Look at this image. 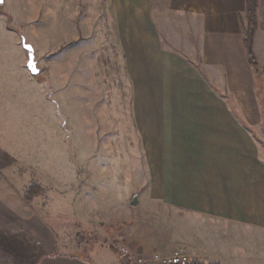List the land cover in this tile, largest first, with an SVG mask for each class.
I'll return each instance as SVG.
<instances>
[{
  "label": "crops",
  "instance_id": "0c3cea01",
  "mask_svg": "<svg viewBox=\"0 0 264 264\" xmlns=\"http://www.w3.org/2000/svg\"><path fill=\"white\" fill-rule=\"evenodd\" d=\"M154 1H124L114 16L122 56L118 66L131 89L125 114L133 130V158L117 169L105 165L104 153L90 157L100 144L93 142L94 125L87 117L79 124L76 111L71 128L76 137L85 129L86 156L77 153L75 162L99 188L87 183L79 189L77 166L71 170V214L65 224L55 219L48 224L41 216L39 186L18 190L7 184L8 166L0 158V264H95L99 250L89 251L90 259L77 257L79 209L88 204L83 195H112L115 185L132 200L138 195L139 211L164 218L167 226L159 236L152 228L147 235L138 222L124 225L133 252L170 255L187 248L197 255L195 264H264V0L257 12L256 66L243 44L245 0H167L166 6ZM68 61L54 62L56 94L66 91L67 81L74 87L75 61ZM67 62L68 76L63 73ZM79 89L75 86L71 99L93 96L87 86ZM40 101L44 110V95L38 96L39 108ZM121 122L123 132L127 124ZM80 137L75 147L82 145ZM100 226L105 232L96 237L107 233ZM66 234L73 245L62 244Z\"/></svg>",
  "mask_w": 264,
  "mask_h": 264
},
{
  "label": "rangeland",
  "instance_id": "374dc122",
  "mask_svg": "<svg viewBox=\"0 0 264 264\" xmlns=\"http://www.w3.org/2000/svg\"><path fill=\"white\" fill-rule=\"evenodd\" d=\"M124 1L132 5L134 0H4L0 5V158L8 166L3 176L9 186L18 190L39 186L42 200L38 210L48 224L52 219L63 223L69 221L71 212L67 192L71 185L70 172L75 171V166L80 173L79 189L87 183L99 188L98 181L87 177L85 167L75 162L77 153L81 154V159L86 156L83 146L85 129L79 132L83 137L82 145H74L75 138H81L76 137L71 128V123L74 126L77 123L76 111L79 124L87 117L94 125L96 142H93L100 144L92 148V153L88 154L90 157L98 158L104 153L105 165H114L118 169L121 163L134 156L133 130L128 125L129 114H125L131 105V89L130 84L122 80L124 67L118 66L122 56L117 49L114 18L116 6ZM153 3L166 6L167 0ZM23 42L35 50L39 76L31 75L27 68L28 52L23 48ZM70 58L75 61L72 69L74 87L71 89L67 81L66 91L56 94L54 62ZM68 62L63 66V73L67 76L71 74ZM75 86L78 93L79 87L85 90L87 86L93 96L78 95L71 99ZM22 93H29V96L19 98ZM39 95L45 97L44 110L41 101L39 108ZM120 122L127 124L123 132L119 131ZM124 132L126 142L121 135ZM103 143L105 146L102 147ZM95 165L99 169L95 168L94 172L100 176L101 165L97 162ZM113 181L119 182L118 179ZM115 186L112 195L97 192L83 195L88 204H82V210L79 209V221L83 227L76 244L80 259H90L87 258L89 251L99 250L92 259L95 264H126L119 254L117 241L121 236L133 255L150 259L158 254L143 250L133 252L127 244L124 225L138 222L147 235L151 232L148 228H152L160 236L166 233L164 218L157 219L151 213L131 207L132 197L123 193L119 185ZM60 198L65 201L59 203ZM101 224L107 227V233L96 237V233L105 232ZM88 225L90 227L85 231ZM69 229L63 226L65 233H69ZM67 236H62V244L73 245Z\"/></svg>",
  "mask_w": 264,
  "mask_h": 264
},
{
  "label": "built area",
  "instance_id": "2783aa9c",
  "mask_svg": "<svg viewBox=\"0 0 264 264\" xmlns=\"http://www.w3.org/2000/svg\"><path fill=\"white\" fill-rule=\"evenodd\" d=\"M119 254L126 264H195L197 255L187 248H178L168 256L154 254L150 259L143 255H133L126 246L123 236L119 237Z\"/></svg>",
  "mask_w": 264,
  "mask_h": 264
},
{
  "label": "trees",
  "instance_id": "16d2710c",
  "mask_svg": "<svg viewBox=\"0 0 264 264\" xmlns=\"http://www.w3.org/2000/svg\"><path fill=\"white\" fill-rule=\"evenodd\" d=\"M246 8L244 16L241 18L243 44L251 65L256 66L254 54V42L258 30V7L259 0H245Z\"/></svg>",
  "mask_w": 264,
  "mask_h": 264
},
{
  "label": "water",
  "instance_id": "95a60500",
  "mask_svg": "<svg viewBox=\"0 0 264 264\" xmlns=\"http://www.w3.org/2000/svg\"><path fill=\"white\" fill-rule=\"evenodd\" d=\"M4 4V0H0V5ZM23 48L28 52V63L27 68L31 75L33 76H39L40 70L37 68V62H36V56H35V50L32 45L26 44L23 42ZM138 195H135L133 197V200L130 202V206L136 207L138 205Z\"/></svg>",
  "mask_w": 264,
  "mask_h": 264
}]
</instances>
